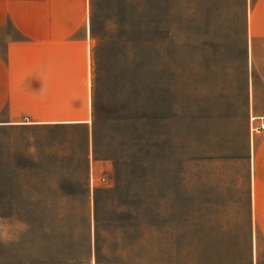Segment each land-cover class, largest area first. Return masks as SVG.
Returning a JSON list of instances; mask_svg holds the SVG:
<instances>
[{"label": "rangeland", "instance_id": "374dc122", "mask_svg": "<svg viewBox=\"0 0 264 264\" xmlns=\"http://www.w3.org/2000/svg\"><path fill=\"white\" fill-rule=\"evenodd\" d=\"M251 4L92 0L87 122L0 119V264H264Z\"/></svg>", "mask_w": 264, "mask_h": 264}, {"label": "crops", "instance_id": "0c3cea01", "mask_svg": "<svg viewBox=\"0 0 264 264\" xmlns=\"http://www.w3.org/2000/svg\"><path fill=\"white\" fill-rule=\"evenodd\" d=\"M245 1L252 3L246 22L249 51L264 90V0ZM91 13L92 0H0L2 121L28 117L26 123L32 124L87 122ZM258 113L251 123L264 124V110ZM255 148L252 139L253 206L257 195L264 197V167L254 169V161L264 163V136Z\"/></svg>", "mask_w": 264, "mask_h": 264}, {"label": "built area", "instance_id": "2783aa9c", "mask_svg": "<svg viewBox=\"0 0 264 264\" xmlns=\"http://www.w3.org/2000/svg\"><path fill=\"white\" fill-rule=\"evenodd\" d=\"M253 117H251V119H252ZM25 120H29V118L28 117H25ZM103 180H105V178H103ZM94 183H93V176L91 175V188L92 187H94V185H93Z\"/></svg>", "mask_w": 264, "mask_h": 264}]
</instances>
